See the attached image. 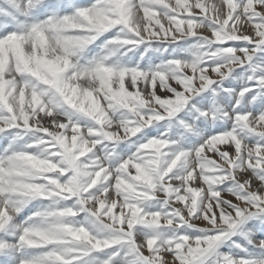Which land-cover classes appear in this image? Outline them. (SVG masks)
Instances as JSON below:
<instances>
[{"label": "snow or ice", "instance_id": "obj_1", "mask_svg": "<svg viewBox=\"0 0 264 264\" xmlns=\"http://www.w3.org/2000/svg\"><path fill=\"white\" fill-rule=\"evenodd\" d=\"M0 264H264V0H0Z\"/></svg>", "mask_w": 264, "mask_h": 264}]
</instances>
